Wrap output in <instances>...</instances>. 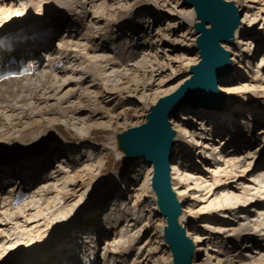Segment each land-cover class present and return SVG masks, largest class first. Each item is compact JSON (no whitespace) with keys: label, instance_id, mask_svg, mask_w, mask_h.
I'll use <instances>...</instances> for the list:
<instances>
[{"label":"rangeland","instance_id":"1","mask_svg":"<svg viewBox=\"0 0 264 264\" xmlns=\"http://www.w3.org/2000/svg\"><path fill=\"white\" fill-rule=\"evenodd\" d=\"M93 1L89 5V0H35L34 3L28 0H6L5 4L0 5V10L4 9L0 11V20L2 13H7L6 19L9 18V21H18L19 18L25 16L27 10H31L30 15L35 16L45 7L57 4L61 6L60 8L67 9L66 13L71 11L78 14V18H81L85 25L80 36L65 39V42L58 39L53 43L55 50H66L71 54L72 62L67 68L69 70L66 69L53 76L45 74L41 79L29 83L31 92H25L23 89L15 99L14 97L9 98L10 101L12 100L11 103H0V171L10 174L20 167L38 166L41 163L46 164L44 168L48 171V174L39 180L34 190L37 199L39 198L37 202L22 205L8 211L3 218L1 217L0 224L3 225L0 226V264L25 263L28 261L27 254H36L46 247V254H51L50 258L54 259L52 254H55V248L62 247L59 240L64 230L63 227H68L69 232L72 233L70 235H77L78 231L75 230V227H78L80 219L84 216L88 215L92 219L98 218L99 214L106 209V205L111 206L107 202L116 196L123 197L124 202L121 203L120 210L125 207L127 211L135 201L136 194L138 197L140 196L136 198L137 216L139 219L150 217V223L153 224L151 231L146 232V240L152 248L150 246L145 249L141 248L139 242L136 245L132 235L130 237V234H124L119 239L121 240L119 244L122 246H118L116 244L118 240H116L112 247L113 250L131 257L143 252L145 257H148L146 262L148 264H172L168 261V256L171 254L170 249L162 238L164 228L161 229L157 226L159 224L157 221L161 220V217L157 216V206L150 188L152 168L142 160L126 163L115 153L114 139L127 129L136 128L146 121L150 107L162 97L165 90L175 88L186 79V75H189L190 79L189 69L196 65L187 67L189 60L194 58L190 62L193 64L196 63L195 58L199 57L195 51L196 36L190 19L193 14H181L184 8H189L184 5L183 0ZM248 1L238 0L235 4L233 3L236 8L238 7L241 20L249 21V24H245L244 27L246 28L245 36H240L253 42V45L257 43L259 47L258 40L264 38V0ZM105 10L107 11L105 12ZM144 11L149 12V16L159 18L158 26H161L159 35H165L164 45L158 55L160 64L152 58L140 73L137 72L139 69L136 62L141 61L142 63H140L143 64L145 59L141 54L144 52L140 53L139 51L140 57L135 63L128 64V58L124 59L127 66L136 65L135 68H137L136 72L129 77V81L134 86L127 88L125 85H119L117 79L111 78L112 76L106 78L107 74L111 75V70L108 71L105 63L109 60L106 39L109 32L114 31L119 23L124 22L131 15L139 14V18L143 19L141 15ZM234 44L238 45V49L234 48ZM234 44L233 47L228 44L225 46L231 52V58L233 59L234 54H242L246 59L243 61L242 57L237 56L232 61L234 67L229 72L228 78H223L225 81L218 83L221 85H219L220 89L224 87L222 94L228 90L227 108L222 113H211L199 107L192 108L182 106V104L179 107L180 110L175 114V120L182 123L184 127H189L187 126L189 119L190 123L197 124V126H200V123L204 121L208 122L206 126L210 128V131L215 127L219 131L226 124H230L227 127L229 129L233 122L251 118L264 126V106L257 107L258 103L264 102V65L262 64L264 61L261 62L264 59V52L261 51L264 50V43L262 49L251 51L248 55L244 53L243 49H239L242 47L241 42H234ZM95 48L96 50L93 51ZM91 50L92 52H90ZM235 50L237 52H234ZM112 67H114L113 61L109 65V68L113 70ZM162 67L163 69L155 72L151 78L149 72ZM249 67L252 69V73L244 74ZM257 69L259 70L258 74L255 72ZM131 73L133 72L131 71ZM185 82L180 84L176 92ZM98 88L109 97H105L106 99L103 97V101H96L98 98L96 89ZM163 88L164 90H162ZM123 89L124 91L121 92L120 90ZM259 94L261 95L258 96ZM235 95L237 97H234ZM7 105L15 106V109L12 110L10 107L8 109ZM5 107L6 109H4ZM209 124L211 125L208 126ZM32 125L34 128H30ZM176 126L173 124L171 128ZM187 130L189 131V129ZM180 136L187 138L185 142L189 151H187L186 157L184 156L186 150H181L177 155H175L177 152L175 151V159L180 165L190 163L185 165L187 169L196 167L204 173V176H196L201 178L199 183L197 182L201 185H198L195 190H188L190 186L192 188L196 186L194 182L192 183V179L190 186L187 187L188 184L181 186L182 192L185 191V194L180 196L181 200H179L182 209L179 219L185 229V236L192 239L193 234L200 233L203 237L200 249L198 250L197 246L192 253V264L193 258L199 264H223L222 261H225L226 264H260L264 260V240L257 239L256 236L254 241H251L252 245L248 244L250 242L248 237L241 248L238 245L239 254L246 258V262L237 263L238 255L232 256L231 262H229V256L233 253L236 254L237 248L228 254V250L231 248L228 245L234 244L235 235L242 232L246 226L257 222L255 225L257 235L260 236L258 234L260 232L264 233V230L260 231V229H264V186H262L264 174L258 165L256 166L255 159L253 162L252 156L248 155L235 159L238 157L237 154L241 153L231 154L234 156L232 158L234 161L230 159V163H225L226 166L223 167L227 168L229 174L231 172L239 173L240 175H237L239 178L237 177L235 180H240L233 182L234 187L226 191L229 195H225L226 193L221 189V185H223L221 183H232L233 180L221 177L214 180L215 175L212 171L214 167L216 170L218 166L210 167L212 165L210 162L209 165L206 164L209 160L200 156L199 150H195L193 147L190 149L189 141L192 139L182 133ZM257 144L259 145L255 146V152L262 148L264 142L259 141ZM27 149L30 152L33 151V155L29 158L23 155L27 153ZM54 150L57 151V154H52L54 156L51 157L49 152L52 153ZM64 156V159L61 158ZM189 156L190 158L197 157L196 161L193 162ZM228 156L226 158H229ZM7 162H13V164L8 165ZM196 162L201 164H196ZM248 162H250L251 169L256 170V174L244 172V167L249 165ZM221 170L223 171V169ZM218 171L220 172V170ZM241 173L243 174L241 175ZM117 181H120L121 185H117ZM115 182H117V189L114 187ZM41 183L46 184L44 186ZM42 185L43 189H41ZM121 187L125 191L121 190ZM234 188L239 191L237 194L241 201L258 200V204H249L248 209H231V206H234L232 199L236 195V193L233 194ZM244 192H248V195ZM194 196L196 198H193ZM106 197L110 199L108 198L109 200L104 203ZM102 198L104 199L101 201ZM47 216L49 217L45 220ZM43 228H46L47 231H41ZM89 230L90 225H87L81 235ZM262 235L263 237H261L264 239V234ZM56 236H59V240L56 239ZM132 240L134 243H131ZM131 244L135 245V249H132ZM126 246L131 250L125 251L128 248ZM135 262L130 264H135ZM261 263L263 264V262Z\"/></svg>","mask_w":264,"mask_h":264},{"label":"bare ground","instance_id":"2","mask_svg":"<svg viewBox=\"0 0 264 264\" xmlns=\"http://www.w3.org/2000/svg\"><path fill=\"white\" fill-rule=\"evenodd\" d=\"M29 2H31V3H34V1L35 0H28ZM90 1V3H89V5H91L94 1L93 0H89ZM223 1H225V2H227V3H234L235 4V2L236 1H238V0H223ZM5 2H6V0H0V5H2V4H5ZM248 2H251L250 0L248 1ZM252 2H255V0H252ZM13 3V2H12ZM53 3V2H52ZM183 3H184V1H183ZM233 4V5H234ZM88 5V6H89ZM184 5L185 6H187L185 3H184ZM12 6H14V5H12ZM110 6V5H109ZM112 6V5H111ZM59 7V5H50L49 7L47 6V7H45L43 10H42V12L41 11H39L35 16L33 15H30L31 14V10H27L26 11V14H25V16H23V17H21V18H19V20H20V22H19V20L18 21H9L8 19H6V14L7 13H2L1 14V20H0V23H1V25H0V30H4V29H7V28H18V27H20V23H22L21 25H24V24H26V23H33V22H37V19L38 18H40V19H43V20H45V19H47L48 20V22H46V24H50V25H54V27H58V26H60V23H61V19H59L58 17H60V15H58V13H59V11L61 12L62 11V9L61 8H58ZM188 7V6H187ZM234 7H235V5H234ZM107 8H109V9H111L110 7H107ZM114 8V7H113ZM236 8V7H235ZM238 8V7H237ZM236 8V9H237ZM59 9H61V10H59ZM115 9V8H114ZM4 9H1L0 11H3ZM53 10H56V11H58V13L57 14H55V13H53ZM107 10H105V12H106ZM110 13H111V11H109ZM108 12V13H109ZM264 12V11H263ZM69 13V12H68ZM103 13V12H102ZM104 14V13H103ZM148 14H150L149 12H146V11H144V13L141 15V17L143 18V19H139L140 21H142V24L145 26V29H151L150 28V26H149V24H151V23H153V21L155 20V18H153L152 16H149ZM182 15H191V14H193V21H192V18H190L191 19V23L194 25L195 24V22H196V18H195V12H194V10L193 9H191V8H184L183 9V11H182V13H181ZM77 15L78 14H74L73 15V17H75L76 16V18H75V20H76V22H77V26L79 27V29H80V27L81 26H83L82 25V20L80 19V18H78L77 17ZM105 15V14H104ZM108 15V14H107ZM140 16V15H139ZM139 16H138V18H139ZM48 17H49V19H48ZM190 17V16H189ZM246 17H247V15H246ZM94 19V18H93ZM6 20V21H5ZM73 20V19H72ZM240 20H241V17H240ZM239 20V24L240 25H238V27H237V30L235 31V33H234V37H233V44H234V42L236 43V42H238V43H240L241 42V44H242V47H240L239 49L241 50V49H243L245 52L244 53H247V55L249 54V52H251V51H256V50H260V49H262V47H263V43H264V38H260L259 40H258V44H259V47H258V45H257V43L255 44V45H253V42H251V41H249V40H247L246 38H244V37H241L240 35H243V36H245L244 34H245V32H246V28H244L245 27V24H249V21L248 20H241L240 21ZM97 21V20H96ZM100 22V21H99ZM246 22V23H245ZM170 25V24H169ZM168 25V26H169ZM193 25H192V29H193ZM76 25H73V27H75ZM248 26V25H247ZM207 28H210L209 26H206ZM169 29H170V27H169ZM169 29H166V31L168 30L169 31ZM163 30V29H162ZM56 31H57V29H56ZM165 31V32H166ZM82 32H83V30H82ZM102 32V31H101ZM160 32H161V26H158V31L156 32V36H155V38H154V40H153V38L151 39V38H147L146 36H141L140 38H132V41L133 42H138V41H140V39H141V41H142V39H147V40H145V41H147L148 43H150V46H143L142 48H141V53H143V54H141L142 55V58L143 59H145V61L143 62V64H141L140 62H136V65H137V68L139 69V70H137V68H135L136 67V65L135 66H127V63L125 64V62L124 61H121L120 60V57L122 56H126V55H128L130 58H129V61H128V64H130V63H135V61H137V60H139V57L140 56H136V55H130L131 53H132V51L134 50V44H125L124 46H122V48H121V52L119 53V55H117V56H114V55H112V59L110 60H107V61H105V63H106V66H107V69H108V71H110L111 70V75H109V74H107V77L106 78H108V77H110V76H112L111 78H116L117 79V82L118 83H120L119 85H121V86H123V85H125V86H127V88H131V87H133L134 85L129 81V77H130V75L131 74H134L136 71H135V69L137 70V72H142L143 71V69H145V65H146V63L147 62H151V59L152 58H154V61H156V63H158V64H160L159 63V57H158V55H159V51L162 49V46L164 45L163 44V41L165 40L164 39V37H165V35L163 34L162 36H160L159 34H160ZM111 32H109L108 34H110ZM115 35H114V37H113V33L112 34H110L111 35V38H109V40L111 41V46H113L114 44H117V42H113L115 39H117L118 37H120V36H122L123 34H125L126 32L125 31H123V30H121V29H118L117 27H115ZM88 34H89V32H88ZM196 36V35H195ZM110 37V36H109ZM128 39H130L131 37L130 36H126ZM245 39V40H244ZM151 40H153V41H151ZM240 41V42H239ZM158 42H159V44L161 43V45H159L158 44ZM195 42H196V40H195ZM154 44H156L154 47H153V45ZM233 44H228V45H233ZM227 44H222V47H223V49L225 50V51H227V52H229V54H230V61H231V64H234V62H232V61H234V59L237 57V56H240V57H242V59H243V61H245V59L246 58H243V55L242 54H232L233 55V59L231 58V52L230 51H228L226 48H225V46H226ZM235 45V44H234ZM233 45V46H234ZM232 46V47H233ZM252 46V47H251ZM237 48L238 49V45L236 44L235 46H234V48ZM103 48V47H102ZM235 48V49H236ZM256 48H258V49H256ZM96 50V48L95 49H93V51H95ZM195 51L200 55V51H198L196 48H195ZM261 51H263L264 52V50L262 49ZM90 52H92V50L90 51ZM234 52H237V50H235ZM146 53V54H145ZM62 55H65V54H62ZM108 55H109V58H111V51H110V49H108ZM200 57V56H199ZM199 57L197 56V58H195L196 59V63H193V64H190V62L194 59H190L189 61V64L187 65V67L188 66H193V65H196V66H198L199 64L198 63H200L201 61V59H199ZM264 57V56H263ZM66 58L68 59V56L66 55V57H64V59L66 60ZM142 59V60H143ZM135 60V61H134ZM111 61H113V63H115V62H118L119 61V63H120V65H117V66H114V67H112V68H114L113 70L111 69V68H109V65H110V62ZM264 61V59H262L261 60V62H263ZM139 63H140V65H139ZM163 63V62H162ZM161 63V64H162ZM121 64L123 65V67L121 66ZM198 64V65H197ZM263 65H264V63H262ZM163 65V64H162ZM162 65H160V66H162ZM128 67V68H126V67ZM234 66V65H233ZM125 67V68H124ZM155 67H158V66H155ZM50 69H53L54 70V68H53V66L52 67H49ZM132 68H134V69H132ZM191 68V67H190ZM238 68H240L241 69V67H238ZM161 69H163V67L162 68H160V69H156V70H153V71H151V72H149L150 73V75H151V78L153 77V74L156 72H158V71H161ZM251 68L249 67L248 68V70H250ZM131 71L133 72V73H131ZM259 70L257 69L255 72H256V74H258L259 72H258ZM250 72H252V69H251V71ZM109 73V72H108ZM144 73H146V72H144ZM160 73V72H159ZM244 74H246V73H244ZM104 75V74H103ZM109 75V76H108ZM144 75H146V74H144ZM191 75V74H190ZM191 77H192V75H191ZM190 77V78H191ZM185 80L184 81H181L175 88H173V89H171V90H165L164 92H163V95H162V97L160 98V99H162V98H166V97H168V96H172L173 95V93L174 92H176V90H177V88L180 86V84H182L183 82H185L186 80H188L189 79V75H186L185 76ZM222 78V79H221ZM224 78H227V77H224ZM230 78V77H229ZM105 79V78H104ZM232 80V79H231ZM30 81V80H29ZM223 81H225V79H223V77H220L219 79H218V83H220V82H223ZM28 82V81H27ZM12 83H14V84H17V85H15V86H20V87H22V88H26V87H24V84L26 83V81L25 82H23V83H21V81H14V82H12ZM12 83H9V84H12ZM9 84H7V85H9ZM20 84V85H19ZM45 85V84H44ZM220 85V84H219ZM219 85H218V87H217V91L223 96V100L222 99H220L221 101H220V103H219V106L217 107L218 109H213V110H207L208 112H211V113H215V112H223V110H225L226 108H227V106H228V101H227V97L229 96V95H227V92H228V90H227V92H225V93H221V92H224L223 90H224V87H221V89L219 88ZM48 86V85H47ZM221 86V85H220ZM46 88V87H45ZM56 88V87H55ZM126 88V89H127ZM9 89V88H8ZM8 89H6V90H8ZM91 89H93V88H91ZM223 89V90H222ZM226 89H227V87H226ZM98 92L96 93V97L98 96V98H96V101H99V100H104V98L105 97H109V96H107V95H105L104 94V91H100V89L98 88V89H96ZM162 90H164V88L162 89ZM121 92H123L124 91V89L123 90H120ZM26 92H31V91H29V89L28 88H26ZM175 94V93H174ZM263 95V94H262ZM1 96H3V95H0V97ZM67 96V95H66ZM104 97V98H103ZM35 98V97H34ZM34 98H31L32 100L34 99ZM260 98V97H259ZM262 98V97H261ZM106 99V98H105ZM160 99H157L156 101H155V103H154V105H156L157 104V102L160 100ZM35 100V99H34ZM0 101H1V103L2 102H4V101H6V99H5V97L3 96V97H1L0 98ZM105 103V102H104ZM263 103V104H262ZM256 104H257V102H256ZM255 103H254V105H256ZM153 105V106H154ZM182 105V104H181ZM180 105V106H181ZM179 106V107H180ZM182 106H185V105H182ZM261 106H264V102L263 101H261V103H258V106L257 107H261ZM152 107V106H151ZM73 108V107H72ZM12 109H15V108H12ZM200 109H202V108H200ZM180 110V108H178L177 109V111L176 112H174V113H172V114H170L169 115V117H168V122H169V125H170V128H171V125H173V124H176L177 126L176 127H174L172 130H174V133H175V138H174V140H173V146L171 147V154L173 155V157L171 156V163H170V169H169V176H170V181H171V188H172V191L175 193V196H176V199H177V201H178V203L180 204V201L179 200H181V197L180 196H182L183 194H185V191H183L182 192V189H181V186L183 185V184H185V185H187V187L188 186H190L191 185V179L193 180L192 181V183L194 182V184L196 185L195 186V188H192L191 186H190V188H188V190H195L196 189V187H198V185H201V184H198L199 182L198 181H200V179L201 178H197L196 176H198V175H202V176H204V173H203V171H201V170H199V169H197L196 167H192V169H187L186 167H185V165H188V164H190V163H188V164H186V163H182L181 165L179 164V162L177 161V159H175V157H174V154H175V151H177L176 152V154L175 155H177V154H180V152H181V150L182 151H185L186 150V152H185V154L186 153H188L187 151H189V149L186 147V142L185 143H182L181 142V140L180 139H182V136H180L181 135V133L182 134H184V135H191V137H190V139H192L191 141H189V143H190V145H191V148L190 149H192V147L195 145L196 147H201L202 146V148H200V149H198L199 151L198 152H200L201 154H200V156H203V158H206V160H209L206 164H208L209 165V162H210V164H212V165H210V167H214V166H218L217 168H216V170H215V167H214V170L212 171L213 172V174L215 175L214 176V180H217L218 179V177H221V178H226V180H233L232 181V183L231 182H223V183H221V184H223V185H221V189L222 190H224V193H226L225 195H229V194H227L228 192H226V191H229L231 188H233L234 186V183L233 182H238L240 179H238V180H235L237 177L239 178V176H237L239 173H228L229 171H227L226 169H225V167H223L224 165H225V163L227 164V162L228 163H230V159L231 160H233L234 161V159H232L234 156L233 155H231L230 153V150L232 149H230V150H228L227 152L228 153H226V151H224L223 152V150L222 149H220V147H219V144H221V145H224L225 146V143H224V141H225V139L223 140L222 138L224 137L223 135H222V133L224 132V133H226V134H230V133H234V134H236L237 136H236V139L237 138H239V137H241V136H244V138H246L247 137V139H253L254 141H256V138H253V136H248V133L250 132V130H248V132L247 131H244V133H243V131H240V130H235L236 128L234 127V122H233V124H232V126L228 129L227 127L229 126V124H226V125H224L223 127H222V129L220 128L219 129V131H217V129H216V127L213 129H211V131H210V128L209 127H207L206 126V124L208 123H205V121L203 122V123H200V126H198V127H206L207 128V133L209 134V136L207 137V139H209V140H211V141H208V140H206V143H204V144H206L207 145V147L206 146H204V144H202L201 142H200V140L199 139H197V138H195V135H194V132L191 130L192 128H190V127H184L183 125H182V123H180L178 120H175V114L178 112ZM204 110V109H203ZM206 110V109H205ZM264 110V109H263ZM171 117V118H170ZM188 119V118H187ZM254 118H251V119H248V120H246V121H250V120H253ZM22 121V120H21ZM198 121V120H197ZM196 121V122H197ZM243 121V120H242ZM255 121V120H254ZM147 122V119H146V121H143L142 122V124L141 125H139V126H134V127H136V128H138V127H141L142 125H144L145 123ZM1 123V122H0ZM21 123V122H20ZM256 123L257 124H259V122L258 121H256ZM179 124V125H178ZM196 126H197V124H195ZM211 124H209L208 126H210ZM9 126V125H8ZM187 126H189V125H187ZM1 127V126H0ZM30 128H34V126L32 125V127H30ZM129 129H134V128H129ZM129 129H127V130H129ZM176 129V130H175ZM177 129H179L178 131H177ZM187 129H189V131L187 130ZM126 130V131H127ZM210 131V132H209ZM214 131V132H213ZM258 138H260V139H262V141L261 142H264V126L262 127V128H260V129H258ZM197 133V132H196ZM184 138V137H183ZM115 140V139H114ZM227 140H228V137H227ZM235 140V138L233 139V143L235 142L234 141ZM211 142V143H210ZM67 143H68V141H67ZM180 143H182V144H180ZM194 145H193V144ZM210 143V144H209ZM230 143V142H229ZM255 144V143H254ZM254 144H251V143H243L241 146H237L236 147V149H234V151H232L233 153H236L235 151L237 150V151H239V150H242V151H244L243 153H241V154H237V158H235V159H238V158H240V156L241 157H243V156H245V155H248V156H252L251 157V159H252V161L254 162V159H255V163H256V166L258 165V168H260L261 170L260 171H262V172H264V161H262L261 163H259L258 162V160L263 156V154H264V147H263V149L260 151V152H255V147L253 146ZM234 145V144H233ZM264 146V145H263ZM29 149H31V148H29ZM29 149H27V152H28V150ZM55 151V150H54ZM53 151V152H54ZM202 151V152H201ZM204 151V152H203ZM208 151H210V153H208ZM115 153L118 155V156H120L121 157V159L123 158V156L121 155V153L117 150V147H116V143H115ZM204 154V155H203ZM210 154V155H209ZM187 155V154H186ZM229 155V156H228ZM229 157V158H226V157ZM210 157V158H209ZM247 157V156H246ZM65 158V156L63 157V159ZM178 158V157H177ZM192 158V160H193V162H195L196 161V159H197V157H191ZM191 158H189V159H191ZM202 159V158H201ZM242 159V158H241ZM240 159V160H241ZM59 160V159H58ZM139 160H142V161H144L146 164H147V162L143 159V158H138V159H136V160H134V161H126V163H131V162H135V161H139ZM228 160V161H227ZM66 161H67V159H66ZM237 161V160H236ZM247 161V160H246ZM57 162V161H56ZM60 162V161H59ZM202 162V161H201ZM212 162V163H211ZM249 163V165L248 166H246V168L244 167V172H246V174H253V173H255L256 172V170L254 169V170H252L251 168V166H250V162H248ZM73 164V163H72ZM196 164H201V163H198V162H196ZM232 164V163H231ZM74 165V164H73ZM151 168H152V171H153V167L150 165V164H148ZM75 166V165H74ZM181 166H183V168H181ZM226 166V165H225ZM232 166L233 167H235L234 166V164H232ZM237 166V165H236ZM232 167V168H233ZM15 168V167H14ZM231 168V169H232ZM257 168V167H256ZM221 169H223V171L221 170ZM10 170V169H9ZM192 170V171H191ZM218 170H220V172L218 171ZM252 170V171H251ZM232 171V170H231ZM219 172V173H218ZM234 172V171H233ZM243 172V173H244ZM243 173H241V175L243 174ZM224 174H226L225 175V177H224ZM256 174V173H255ZM240 175V174H239ZM152 176H153V174H152ZM152 176H151V180H152ZM246 176V175H245ZM76 178V177H75ZM246 178V177H245ZM243 179V178H242ZM241 179V180H242ZM264 180V179H263ZM150 181V180H149ZM118 182V183H117ZM117 182H115V184H114V187L117 189V186H116V183H117V185H121V183H120V181H117ZM198 182V183H197ZM249 182V181H248ZM203 183V182H202ZM225 183H226V185H225ZM247 183V182H246ZM41 184H46V183H41ZM190 184V185H189ZM263 185L262 186H264V182L262 183ZM43 185H42V187H41V189H43ZM185 185H184V187H185ZM45 186V185H44ZM211 187V186H210ZM10 188H12L11 186L10 187H8V191H11V189ZM122 188V187H121ZM150 188H151V181H150ZM54 189V188H53ZM49 190V189H48ZM184 190V189H183ZM61 191V190H60ZM125 191V190H124ZM151 191H152V188H151ZM233 194H235L236 193V195H234V198L232 199V201L234 200V203L232 202V204H234V206H231V209L233 208V209H237V210H239V209H242V208H246V209H248L249 207H250V205H256V204H258V200H247V202H243V201H241V198H240V196H238V194L237 193H239V191H237V189L236 188H234L233 189ZM153 192V191H152ZM246 195H248V192L246 193V192H244ZM154 194V193H153ZM137 195V197H135V201L133 202V204L132 205H130V208H131V210H130V208L129 209H127V212H128V215H125V213H123L121 216H120V219H118V220H120V222H119V225H124V229H126L125 231L127 232V233H132V234H134V236H133V240L135 239L137 242H139L140 244V247L141 248H143L144 247V249L146 248V247H149L150 246V248H152L151 247V245H150V243L148 242V240H146V237H147V234H146V232L149 230V232L151 231V228H152V225L153 224H151L150 223V220H149V218L147 219L146 217L145 218H143V219H139V217L137 216V213H136V206H137V201H136V198H139L138 197V194H136ZM70 198V197H69ZM109 197H106L105 198V200H104V203L105 202H107L109 199H108ZM116 198H118V196H116ZM115 198V202H113L112 203V201L114 200V197L112 198V199H110L107 203L109 204V205H111L113 208L112 209H110V208H108L109 210L108 211H106V212H109V211H113V210H115V209H117L118 207H119V204H120V202H124L123 200L121 201V200H119V199H116ZM154 198H155V203H156V206H157V197L155 196V194H154ZM193 198H196L195 196L193 197ZM71 199V198H70ZM104 198H102L101 199V201L103 200ZM30 200H32V202L34 203V202H37L38 200H39V198L37 199V195H32L31 197H30ZM99 200V199H98ZM231 200V199H230ZM101 201H100V203H101ZM118 205H117V204ZM32 204V203H31ZM250 204V205H249ZM117 205V206H116ZM56 206V205H55ZM54 206V207H55ZM110 206V207H111ZM31 207V206H30ZM106 207H108V205H106ZM252 207V206H251ZM115 208V209H114ZM180 209H181V204H180ZM221 209V208H220ZM255 209H257V208H255ZM31 210V209H30ZM124 210H126V208L124 207ZM34 211V210H33ZM181 212H182V209H181V211H180V214H181ZM259 214H260V211H259ZM100 216L102 215V214H99ZM261 215V214H260ZM128 216V217H127ZM157 216L158 217H160L159 216V210H158V206H157ZM49 216H47V217H45V220L48 218ZM111 217H113L112 215H110V217H109V221H112L111 220ZM262 217V216H261ZM180 215H179V217H178V223L180 224V226H181V228H184V227H182V224L180 223ZM82 219H84V218H82ZM42 220H44V219H42ZM94 220V219H93ZM114 220V219H113ZM154 220V219H153ZM153 220H152V222H153ZM264 220V219H263ZM48 221V220H47ZM83 221H85V220H82V222ZM92 221V220H91ZM114 221H116V222H118L117 220H114ZM157 221V220H156ZM157 222H159V224H157V226L159 227V228H164L165 226H167V224H166V220L164 219V218H162L161 217V220H159L158 219V221ZM156 222V223H157ZM264 222V221H263ZM109 223V222H108ZM257 223V222H256ZM256 223L254 222V224H250L248 227L246 226V228H244V229H242V232H240V233H237L236 235H235V237H234V244H229L228 246H230L231 248L228 250V254H230V253H232V252H234V250L237 248L238 249V245H239V247L241 248L242 247V245L244 244V242H245V240H246V238L248 237V238H250V242L248 243V244H251V241H254L253 239H254V237L255 238H257V239H262V240H264L262 237H263V235L262 234H264V233H262V234H260V233H258V234H260L261 236H259V235H257V232H256V230H255V225H256ZM3 225V224H2ZM2 225H0V226H2ZM163 225V226H162ZM7 226V225H6ZM69 226V225H68ZM98 226L99 225H97L96 223H92V227H95V228H90V230L88 231V232H86V233H83V234H85V236H87V235H89V234H91L90 232L91 231H94V230H96V228H97V230H99V228H98ZM245 226V225H244ZM103 227V226H102ZM137 228L136 230L134 229V233H133V231H130L129 230V228L131 229V228ZM66 228H68L67 226L64 228L63 227V229L65 230ZM86 228V226L84 225V226H82V227H79L78 229H77V231H78V233L79 234H81L82 232H83V230ZM124 229H121V230H119V229H112V232H113V234L115 235L114 237L112 236V238L111 237H109V236H111V235H107V238L105 239V241H106V243H107V245H106V247L104 248V250L106 251V254H108V253H110L111 254V259H112V264H121V262H125V263H127V264H130L131 262H135V260H137V262H135V264H148V263H146L147 262V256L145 257V254L142 252L140 255L139 254H136V255H134V256H132V257H134L133 258V260H132V257L130 256V255H127V254H125V253H119V251H114L113 250V245L115 244V241L116 240H118V242L116 243L118 246L120 245V246H122L121 244H119L120 242H121V240H119V239H121L122 238V232H123V230ZM64 230L62 231V232H64ZM262 230H264V229H260V231H262ZM41 231H43V232H45V231H47V229L46 228H43ZM110 231H111V229H110ZM195 231V230H194ZM244 231H246L247 233H243ZM60 232V231H59ZM162 232V231H161ZM187 233V232H186ZM82 234V235H83ZM149 234V233H148ZM163 234V233H162ZM58 235H59V233H58ZM61 235V234H60ZM160 235V234H159ZM192 235V234H191ZM190 235V236H191ZM58 237L59 236H56V239H58ZM192 239H190V241H191V243H192V246H193V251H194V249H195V247H197L198 248V250L200 249L199 248V246L201 245V242L203 241V237L201 236V234L200 233H195V234H193L192 236ZM190 237V238H191ZM145 238V239H144ZM163 238V237H162ZM111 239H112V241H111ZM123 240V239H122ZM133 240H132V242L131 243H134L133 242ZM134 240V241H135ZM145 240V241H144ZM244 240V241H243ZM120 241V242H119ZM143 241V242H142ZM70 242H71V237H66V239L64 240V243H63V245H62V249H67L68 248V246H70L69 244H70ZM111 242V243H110ZM161 242V241H160ZM165 243V242H164ZM166 244V243H165ZM198 244V245H197ZM247 244V245H248ZM252 245V244H251ZM131 246H132V244H131ZM134 246V247H133ZM132 246V249H135V245H133ZM250 246V245H249ZM126 247H128V246H126ZM168 247V246H167ZM140 248V249H141ZM149 248V249H150ZM196 248V249H197ZM131 249H129V247L128 248H126L125 249V251H130ZM142 251V250H141ZM134 252H135V250H134ZM170 253H171V251H170ZM193 253V252H192ZM235 253L236 254H231L230 256H229V262H231V258H232V256H234V255H238L239 256V258H237L239 261L237 262V263H244V262H246L247 260H246V258L245 257H243L241 254H239V249L237 250V251H235ZM122 254V255H121ZM195 254V253H194ZM35 255V253H30V254H27V257L26 258H28V261H26L25 263H19V264H29L28 262L32 259V258H34L35 259V257L36 256H34ZM127 257V258H126ZM248 257V256H247ZM126 258V259H125ZM168 261H170V262H172V264H173V256H172V253L171 254H169V256H168ZM233 262V261H232ZM261 262H263V264H264V260L263 261H261ZM260 262V264H262ZM222 263L223 264H226L225 263V261H222ZM191 264H192V257H191ZM193 264H199V263H197V262H195L194 261V258H193ZM208 264V263H207Z\"/></svg>","mask_w":264,"mask_h":264},{"label":"water","instance_id":"3","mask_svg":"<svg viewBox=\"0 0 264 264\" xmlns=\"http://www.w3.org/2000/svg\"><path fill=\"white\" fill-rule=\"evenodd\" d=\"M183 1L195 12V48L200 51L201 62L189 69L192 77L175 94L160 99L150 107L144 125L129 129L115 138L117 150L124 161L143 158L153 167L151 188L157 197L159 216L166 220L167 226L162 235L172 253L173 264H191L193 246L177 220L181 209L169 176L170 151L175 133L170 128L168 117L181 104L206 110L218 109L223 96L217 91V81L231 70L230 54L222 44H233L241 17L233 3L223 0Z\"/></svg>","mask_w":264,"mask_h":264}]
</instances>
